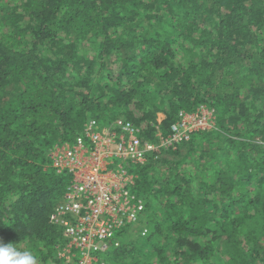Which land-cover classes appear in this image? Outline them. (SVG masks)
I'll return each instance as SVG.
<instances>
[{"label":"trees","instance_id":"trees-1","mask_svg":"<svg viewBox=\"0 0 264 264\" xmlns=\"http://www.w3.org/2000/svg\"><path fill=\"white\" fill-rule=\"evenodd\" d=\"M202 103L217 129L131 166L148 232L118 230L110 264H264V0H0V240L63 264L49 149L91 120L154 141Z\"/></svg>","mask_w":264,"mask_h":264},{"label":"built area","instance_id":"built-area-1","mask_svg":"<svg viewBox=\"0 0 264 264\" xmlns=\"http://www.w3.org/2000/svg\"><path fill=\"white\" fill-rule=\"evenodd\" d=\"M216 126V109L202 103L193 111L181 110L171 133L159 130L154 141L120 119L102 129L91 120L74 141L55 144L49 152L52 167L72 176L52 214L66 237L59 256L67 264H106L101 254L118 230L144 221L145 202L133 191L137 174L131 166L146 164L153 153L158 158L192 133Z\"/></svg>","mask_w":264,"mask_h":264},{"label":"clouds","instance_id":"clouds-1","mask_svg":"<svg viewBox=\"0 0 264 264\" xmlns=\"http://www.w3.org/2000/svg\"><path fill=\"white\" fill-rule=\"evenodd\" d=\"M0 264H36L30 250H21L14 243L5 244L0 240Z\"/></svg>","mask_w":264,"mask_h":264},{"label":"rangeland","instance_id":"rangeland-1","mask_svg":"<svg viewBox=\"0 0 264 264\" xmlns=\"http://www.w3.org/2000/svg\"><path fill=\"white\" fill-rule=\"evenodd\" d=\"M161 1V0H160ZM160 4H162V2H159V3H157L156 5H160ZM264 106V105H263ZM165 118V115H164V113L163 112H159L158 114H157V118H156V120L158 121V125H155V129H156V134H157V132H159V130H161V121L163 120ZM217 127L218 126H216L215 128H213V129H217ZM234 137H236V136H234ZM261 137L260 136H258L257 137V140H259ZM191 139V138H190ZM212 140H213V142L215 143V146H214V148L213 149H216V148H218L219 146H221V145H223V141L222 140H218L217 138H214V137H212ZM218 140V141H217ZM189 141V140H188ZM187 140L186 141H183L182 143H187L188 142ZM217 142V143H216ZM180 150H179V152H180V154L183 156L184 154H186V152H187V146H186V144L185 145H180ZM202 147L203 148H206L207 150H208V143L206 144V143H204V144H202ZM49 152H50V149H49ZM48 152V153H49ZM168 152V151H167ZM167 152H164L163 153V155H164V157H170V158H172L171 156H169V154L167 153ZM201 154V151L200 152H198V154H196V157L198 158V156ZM193 158L192 157H190V159L188 160L187 159V163L185 164L186 166L188 165V167L190 168L191 167V164L189 163V161L190 160H192ZM50 165L52 166V160L50 159ZM140 225L141 226H143L144 228V231L143 232H145V233H143L142 232V235L143 234H146L147 232H148V227H147V224H146V222L145 221H142L141 223H140ZM147 229V230H146ZM131 230H133V229H131ZM119 245V243H115V246H118ZM145 251V250H144ZM147 251V250H146ZM154 255V254H153ZM58 256H59V253H58ZM139 258L140 259H143L144 258V252L143 251H141V253H140V256H139ZM152 258H154V256H152ZM145 260V259H144ZM106 264H110L108 261H106L105 262ZM63 264H67L66 263V259H64V261H63Z\"/></svg>","mask_w":264,"mask_h":264}]
</instances>
